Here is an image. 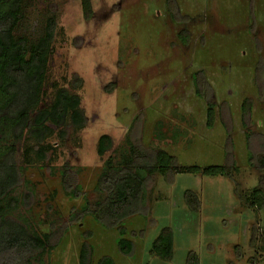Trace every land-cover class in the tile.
Wrapping results in <instances>:
<instances>
[{"label": "rangeland", "instance_id": "1", "mask_svg": "<svg viewBox=\"0 0 264 264\" xmlns=\"http://www.w3.org/2000/svg\"><path fill=\"white\" fill-rule=\"evenodd\" d=\"M90 2L88 17L83 0H28L18 30L35 39L50 17L56 21L44 93L31 118L62 87L80 96L87 118L83 129L70 118L51 125L44 160L28 132L16 143L20 179L11 196L18 205L9 215L40 234L55 233V247L33 264H79L83 243L92 264L104 256L116 264H186L190 252L199 264H264V205H250L264 176V0ZM204 80L215 102L212 125L208 101L197 94L202 85L208 93ZM103 134L113 146L100 156ZM5 142L0 136V146ZM132 143L174 155L179 167L231 164L233 173L151 175L145 215L125 218L121 237L120 224L107 229L81 212L102 198L96 185L107 162L121 165ZM65 170L79 197L66 192ZM187 190L199 196V211L189 207ZM167 226L174 234L170 260L150 252ZM121 238L134 243L131 255L119 251Z\"/></svg>", "mask_w": 264, "mask_h": 264}, {"label": "trees", "instance_id": "2", "mask_svg": "<svg viewBox=\"0 0 264 264\" xmlns=\"http://www.w3.org/2000/svg\"><path fill=\"white\" fill-rule=\"evenodd\" d=\"M28 0H0V136L2 141L10 139L11 143L0 146V264H33L46 251L55 247V233H38L29 226L10 217V213L18 205V199L11 196L14 187L19 183V168L16 163L17 145L25 132L33 137L36 145V156L39 160L47 157L51 147L44 146L47 137L53 130L51 125L60 126L70 118L75 126L83 129L87 118L80 107L78 94L71 93L67 88L57 89L50 106L40 109L31 118V112L37 108L44 93L43 87L49 67L55 37V18L50 17L43 32L35 39L18 30L25 19ZM86 16L92 15L90 0H83ZM187 41V38H183ZM200 75V74H199ZM198 79L200 76H196ZM203 79V78H202ZM200 81V79H199ZM195 80V85L199 86ZM80 83V82H78ZM208 93L204 94L197 87V94L203 95L208 101L209 125H212L215 114V102L211 99L210 85ZM248 102L244 103V112L248 113ZM31 120V121H30ZM246 124V118H244ZM227 123V122H225ZM64 134V132H61ZM113 146L110 135L103 134L97 142V152L104 155ZM34 147L24 150L26 162ZM254 159V158H252ZM172 170L202 172L206 175L224 174L231 176L233 166H177V158L164 150L149 151L143 146L131 144L130 153L119 166L109 160L101 171L96 189L103 193L101 199L93 207L86 204L82 214L92 215L103 227L112 229L122 221L135 214H144L142 200L147 181L156 173L170 174ZM67 170L62 174V183L66 192L73 197H79V189L72 188ZM264 176L261 185L254 188L250 194V205H264ZM185 199L193 211H199L200 200L196 192L187 190ZM145 215V214H144ZM126 228L119 226V235L125 236ZM89 235V234H88ZM174 234L171 227H164L153 242L151 253L165 260L173 257ZM119 251L131 255L134 243L121 238L118 241ZM40 260V259H39ZM79 264H92L91 247L83 243L79 253ZM97 264H116L111 256L102 257ZM186 264H199L195 252H190Z\"/></svg>", "mask_w": 264, "mask_h": 264}]
</instances>
